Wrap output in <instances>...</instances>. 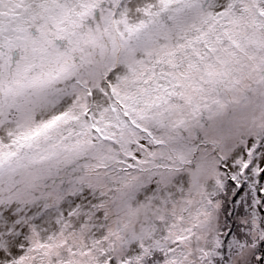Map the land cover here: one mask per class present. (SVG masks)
I'll return each mask as SVG.
<instances>
[{"label": "snow or ice", "instance_id": "snow-or-ice-1", "mask_svg": "<svg viewBox=\"0 0 264 264\" xmlns=\"http://www.w3.org/2000/svg\"><path fill=\"white\" fill-rule=\"evenodd\" d=\"M0 264H264V0H0Z\"/></svg>", "mask_w": 264, "mask_h": 264}]
</instances>
